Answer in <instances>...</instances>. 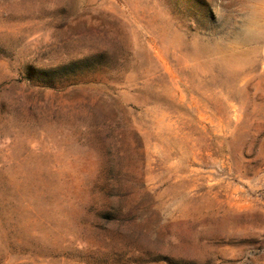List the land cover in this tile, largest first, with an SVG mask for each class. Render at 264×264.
<instances>
[{
	"label": "rangeland",
	"instance_id": "1",
	"mask_svg": "<svg viewBox=\"0 0 264 264\" xmlns=\"http://www.w3.org/2000/svg\"><path fill=\"white\" fill-rule=\"evenodd\" d=\"M0 264H264V0H0Z\"/></svg>",
	"mask_w": 264,
	"mask_h": 264
}]
</instances>
